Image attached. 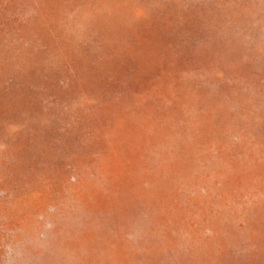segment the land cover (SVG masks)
<instances>
[{
    "label": "rangeland",
    "instance_id": "obj_1",
    "mask_svg": "<svg viewBox=\"0 0 264 264\" xmlns=\"http://www.w3.org/2000/svg\"><path fill=\"white\" fill-rule=\"evenodd\" d=\"M21 3L0 264H264V0Z\"/></svg>",
    "mask_w": 264,
    "mask_h": 264
},
{
    "label": "trees",
    "instance_id": "obj_2",
    "mask_svg": "<svg viewBox=\"0 0 264 264\" xmlns=\"http://www.w3.org/2000/svg\"><path fill=\"white\" fill-rule=\"evenodd\" d=\"M0 15L2 16V19L6 21V26L10 28V20L17 16L18 13L22 12L23 4L21 3L22 0H0ZM13 1V2H12Z\"/></svg>",
    "mask_w": 264,
    "mask_h": 264
}]
</instances>
